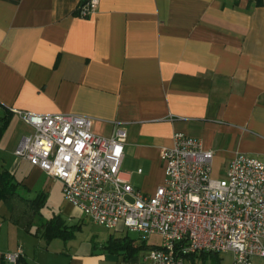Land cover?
Masks as SVG:
<instances>
[{"label":"crops","instance_id":"0c3cea01","mask_svg":"<svg viewBox=\"0 0 264 264\" xmlns=\"http://www.w3.org/2000/svg\"><path fill=\"white\" fill-rule=\"evenodd\" d=\"M87 1L0 0V163L15 159L10 171H0L31 165L14 156L32 132L17 112L86 116L103 137L123 126L120 175L144 195L163 185L160 150L172 147L175 133L213 152V179L224 176L237 154L264 163V0H99L81 18L78 8ZM69 207L59 215L67 228L81 213ZM11 232L0 217V242L9 244ZM37 237L38 264H143L157 245L116 254L108 241L120 237L110 236L98 250L78 253L66 242L52 250L61 239L44 246ZM8 247L0 264L19 247L30 264L19 241L15 250ZM232 262L231 253L184 260Z\"/></svg>","mask_w":264,"mask_h":264},{"label":"built area","instance_id":"2783aa9c","mask_svg":"<svg viewBox=\"0 0 264 264\" xmlns=\"http://www.w3.org/2000/svg\"><path fill=\"white\" fill-rule=\"evenodd\" d=\"M99 0H89L78 15L92 14ZM31 127L14 156L61 183L65 201L95 225L124 228L143 243L159 244L143 256V264H184L198 253L233 255L232 264L264 258V163L237 154L224 176L211 177L213 152L199 139L175 133L173 145L160 150L164 183L154 194L135 190L120 175L127 132L116 125L110 137L92 132L93 119L75 115L17 112ZM129 198L130 200H127ZM19 247L6 253L16 264Z\"/></svg>","mask_w":264,"mask_h":264},{"label":"rangeland","instance_id":"374dc122","mask_svg":"<svg viewBox=\"0 0 264 264\" xmlns=\"http://www.w3.org/2000/svg\"><path fill=\"white\" fill-rule=\"evenodd\" d=\"M15 159L11 158L8 162L0 163V167L7 170H11ZM14 182L20 183L18 187V192L25 198H35L36 196L43 194L44 205L39 211L38 219L41 221H47L55 215H61L66 210L69 211V204L65 201L62 193V188L59 183L50 181L43 173L37 172V170L27 163L21 164L12 173ZM127 200H130L127 198ZM8 209L3 202H0V217L5 218V226L11 228V238L9 244H3L0 242V251H6L8 249H16L17 241L21 243L23 248L26 250L27 259L30 264H38V259L35 258L36 252H38V244L40 242L39 238L35 235L28 234L22 229L14 226L10 221H8ZM70 230L73 231L72 235L67 240L57 241L52 243L51 249L54 250L59 245L70 243L72 247L71 251H76L78 253H84L87 250H92L96 248L97 250L107 241L110 236L124 238L133 240L134 245L143 244H159V238L153 237L146 242H141L139 240V235L137 233L128 232L124 228H120L117 232H110L106 229L95 225L89 218L85 217L83 214L79 213L75 216L72 222H69ZM74 226V228H73ZM41 243L45 246L47 242L43 239ZM12 250V251H14ZM50 257V256H49ZM27 264L28 261L26 260Z\"/></svg>","mask_w":264,"mask_h":264},{"label":"trees","instance_id":"16d2710c","mask_svg":"<svg viewBox=\"0 0 264 264\" xmlns=\"http://www.w3.org/2000/svg\"><path fill=\"white\" fill-rule=\"evenodd\" d=\"M261 4V0L257 1ZM20 183L14 182L8 171H0V202H3L9 213V221L15 226L23 229L28 234L40 236L46 241L53 239L67 240L72 235L70 228H67L59 216H54L47 221L38 219L39 211L44 205V196L40 194L35 198H25L18 192ZM108 249L113 253L131 256L141 250L135 247L132 239L127 237L109 239ZM1 264H7L3 257ZM16 264H27L23 257H20Z\"/></svg>","mask_w":264,"mask_h":264}]
</instances>
